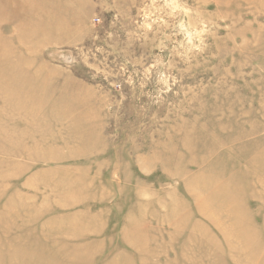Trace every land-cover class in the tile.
Masks as SVG:
<instances>
[{
  "label": "rangeland",
  "instance_id": "374dc122",
  "mask_svg": "<svg viewBox=\"0 0 264 264\" xmlns=\"http://www.w3.org/2000/svg\"><path fill=\"white\" fill-rule=\"evenodd\" d=\"M0 264H264V0H0Z\"/></svg>",
  "mask_w": 264,
  "mask_h": 264
},
{
  "label": "clouds",
  "instance_id": "9594fccd",
  "mask_svg": "<svg viewBox=\"0 0 264 264\" xmlns=\"http://www.w3.org/2000/svg\"><path fill=\"white\" fill-rule=\"evenodd\" d=\"M166 2H167V0H166ZM172 2L175 3L176 0H172ZM180 27H181V29H183V30L186 32V35L189 37V43L191 44V43H192L193 33H191V32H187V30L184 29L183 24H181Z\"/></svg>",
  "mask_w": 264,
  "mask_h": 264
},
{
  "label": "bare ground",
  "instance_id": "6f19581e",
  "mask_svg": "<svg viewBox=\"0 0 264 264\" xmlns=\"http://www.w3.org/2000/svg\"><path fill=\"white\" fill-rule=\"evenodd\" d=\"M17 2V1H16Z\"/></svg>",
  "mask_w": 264,
  "mask_h": 264
}]
</instances>
